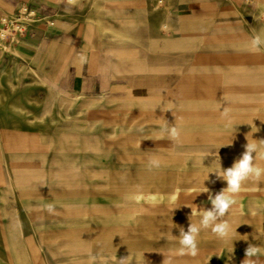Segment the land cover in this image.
Here are the masks:
<instances>
[{
  "label": "rangeland",
  "instance_id": "374dc122",
  "mask_svg": "<svg viewBox=\"0 0 264 264\" xmlns=\"http://www.w3.org/2000/svg\"><path fill=\"white\" fill-rule=\"evenodd\" d=\"M172 7L156 1L141 16L110 15L117 30L104 42L113 71L141 77L160 93L155 101L70 98L37 81L17 88L14 97L0 96L1 122L10 116L16 123L11 157L42 168L30 177L19 172L20 183L47 179L61 189L56 203L64 210L81 206L83 216L111 217L113 249H157L165 259L175 242L171 213L212 207L209 193H200L205 174L220 163L230 167L248 141L256 146L252 155L264 160V45L248 46L253 36L264 37V0L197 17L180 37L161 30L177 22ZM171 126L179 142L168 136ZM150 158L160 165L150 166ZM49 163L58 175H46ZM205 186L215 195L226 182L210 173ZM232 195L225 215H264V179ZM99 201L110 208H99Z\"/></svg>",
  "mask_w": 264,
  "mask_h": 264
},
{
  "label": "crops",
  "instance_id": "0c3cea01",
  "mask_svg": "<svg viewBox=\"0 0 264 264\" xmlns=\"http://www.w3.org/2000/svg\"><path fill=\"white\" fill-rule=\"evenodd\" d=\"M156 1H162L164 7L173 3V19L177 22L170 23L165 31L180 37L195 26L197 17L207 20L253 0H0V19L12 17L23 8L35 13L34 22L8 52L0 42V96L14 97L17 88L37 81L47 87L46 91L70 98L155 101L160 93L146 86L141 77L113 71L104 42L106 33L117 30V22L110 15L129 11L141 16ZM198 26L209 28L208 24ZM183 46L190 45L185 42ZM10 102L9 98L5 105L8 112ZM14 121L10 116L5 122L0 119V264H136L138 256L139 263L148 264H243L250 244L259 248L252 258L255 264H264V215L255 214L219 218L230 225L227 243L210 228L201 230L195 256L175 254L178 245L174 236L179 235L180 227L187 231L190 223L187 209L171 213V239L175 242L170 258H161L164 254L157 249H113L111 217L95 213L83 216L81 206L64 210L56 203L61 189L47 179L41 183L18 181L19 172L30 177L37 164L30 163L31 159L17 163L11 157L16 144ZM238 154L233 160L240 157ZM253 162L264 167L263 159L254 157ZM49 165L44 166L46 175H58L60 170L53 167L50 171ZM255 183L247 180L242 187L250 190ZM110 206L99 201L98 207L104 211ZM196 219L192 217L193 222Z\"/></svg>",
  "mask_w": 264,
  "mask_h": 264
},
{
  "label": "clouds",
  "instance_id": "9594fccd",
  "mask_svg": "<svg viewBox=\"0 0 264 264\" xmlns=\"http://www.w3.org/2000/svg\"><path fill=\"white\" fill-rule=\"evenodd\" d=\"M167 25L162 24L161 30H166ZM264 45V37L255 35L248 41V46L251 50L258 51ZM168 136L179 142L180 132L176 126H171L167 129ZM256 151L255 144L248 143L245 145V151L241 153L238 159H235L232 165L228 168H222L221 163L215 169L208 171L203 180V190L200 193H209L208 201L211 204L210 209L191 207L189 216V225L187 231L183 227L179 228V235L174 236L178 247L175 249L176 255H184L185 253L195 256L197 254V237L201 230L211 229L216 236L225 241L229 237L230 225L220 220L234 203L232 194L238 193L242 185L247 180L259 181L264 179V167L254 163L253 153ZM152 167H158L160 160L158 158H150L148 161ZM214 173L216 179L226 182V187L215 195L211 194L210 190L205 186V181L209 180V174ZM197 216L195 222L192 217ZM237 229V228H236ZM235 229V231H236ZM237 232V231H236ZM259 253V248L256 245L250 244L245 250V260L243 264H255L252 259Z\"/></svg>",
  "mask_w": 264,
  "mask_h": 264
},
{
  "label": "built area",
  "instance_id": "2783aa9c",
  "mask_svg": "<svg viewBox=\"0 0 264 264\" xmlns=\"http://www.w3.org/2000/svg\"><path fill=\"white\" fill-rule=\"evenodd\" d=\"M35 13L28 9H21L12 17L0 19V42L4 44L3 50L8 52L9 48L16 43V39L25 35L27 27L34 22Z\"/></svg>",
  "mask_w": 264,
  "mask_h": 264
},
{
  "label": "bare ground",
  "instance_id": "6f19581e",
  "mask_svg": "<svg viewBox=\"0 0 264 264\" xmlns=\"http://www.w3.org/2000/svg\"><path fill=\"white\" fill-rule=\"evenodd\" d=\"M137 63V62H136ZM139 64V63H138ZM135 69H137L136 67H135ZM136 71V70H135ZM123 88V87H122ZM120 91V90H119Z\"/></svg>",
  "mask_w": 264,
  "mask_h": 264
}]
</instances>
